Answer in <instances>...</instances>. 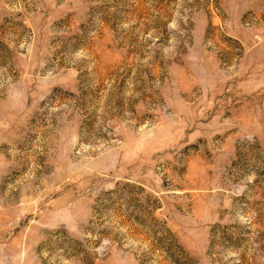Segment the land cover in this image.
<instances>
[{
	"label": "rangeland",
	"instance_id": "rangeland-1",
	"mask_svg": "<svg viewBox=\"0 0 264 264\" xmlns=\"http://www.w3.org/2000/svg\"><path fill=\"white\" fill-rule=\"evenodd\" d=\"M0 264H264V0H0Z\"/></svg>",
	"mask_w": 264,
	"mask_h": 264
}]
</instances>
